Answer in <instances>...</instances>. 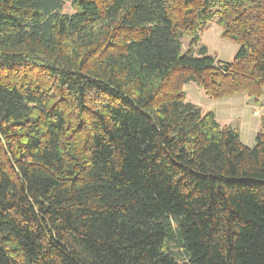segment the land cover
Masks as SVG:
<instances>
[{
	"label": "trees",
	"instance_id": "16d2710c",
	"mask_svg": "<svg viewBox=\"0 0 264 264\" xmlns=\"http://www.w3.org/2000/svg\"><path fill=\"white\" fill-rule=\"evenodd\" d=\"M189 83L262 97L264 0H0V264H264V127Z\"/></svg>",
	"mask_w": 264,
	"mask_h": 264
},
{
	"label": "rangeland",
	"instance_id": "374dc122",
	"mask_svg": "<svg viewBox=\"0 0 264 264\" xmlns=\"http://www.w3.org/2000/svg\"><path fill=\"white\" fill-rule=\"evenodd\" d=\"M70 3H66L62 13H72ZM199 39L201 45L207 50L208 56H213L221 63L231 62L237 50V46L220 38V29L213 23L207 26ZM188 39H183V49L188 44ZM186 99L193 105L201 108L203 111H210L216 114V119L219 123H224L227 126H232L239 130L240 140L244 145L253 146V134L259 126L261 117L264 118V93L258 103L255 105L243 104L244 95H238L229 100H210L206 98L200 89L191 83L186 84L184 88ZM256 113V114H255Z\"/></svg>",
	"mask_w": 264,
	"mask_h": 264
},
{
	"label": "crops",
	"instance_id": "0c3cea01",
	"mask_svg": "<svg viewBox=\"0 0 264 264\" xmlns=\"http://www.w3.org/2000/svg\"><path fill=\"white\" fill-rule=\"evenodd\" d=\"M243 95V94H242ZM241 95V96H242ZM235 96H238V95H235ZM232 97H234V96H231V97H228L227 99H223V100H229L230 98H232ZM245 98H243V104H246V105H255L256 106V103H258V100H256V101H254V100H252V99H249L248 97H246V96H244ZM210 112V111H209ZM213 113V112H212ZM214 115H215V118H216V114L215 113H213ZM256 114V113H255ZM216 121H217V119H216ZM217 123L220 125V126H223V127H229V126H227L226 124H224V123H219L218 121H217ZM231 128H233L232 126H230ZM262 127H264V118L263 117H261V119H260V122H259V126L257 127V130L255 131V133L252 135L253 136V138H252V140L254 139V136H255V134L257 133V131L260 129V128H262ZM233 129H236V128H233ZM237 131H238V134H239V130L238 129H236ZM239 139H240V134H239ZM253 143H254V140H253ZM254 145V144H253ZM246 146H248V147H250V145H247L246 144Z\"/></svg>",
	"mask_w": 264,
	"mask_h": 264
}]
</instances>
